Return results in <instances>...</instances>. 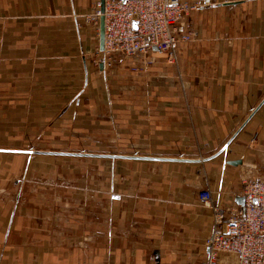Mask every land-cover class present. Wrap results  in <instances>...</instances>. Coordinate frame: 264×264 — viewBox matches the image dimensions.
<instances>
[{
    "label": "crops",
    "instance_id": "obj_1",
    "mask_svg": "<svg viewBox=\"0 0 264 264\" xmlns=\"http://www.w3.org/2000/svg\"><path fill=\"white\" fill-rule=\"evenodd\" d=\"M97 1L0 0V264H199L200 191L229 208L264 180V0H213L174 60L116 69Z\"/></svg>",
    "mask_w": 264,
    "mask_h": 264
},
{
    "label": "built area",
    "instance_id": "obj_2",
    "mask_svg": "<svg viewBox=\"0 0 264 264\" xmlns=\"http://www.w3.org/2000/svg\"><path fill=\"white\" fill-rule=\"evenodd\" d=\"M213 0H104L95 19H105L103 62L113 66L118 57L147 58L159 50L174 60L180 42H192L198 31L189 18L194 10ZM102 8L104 10L102 11ZM149 62H146L147 65ZM132 70L143 67L133 64ZM264 171V169H263ZM244 205L222 207L210 190L199 193L200 201L213 209L214 230L207 239L209 252L199 264H264V180L244 181Z\"/></svg>",
    "mask_w": 264,
    "mask_h": 264
},
{
    "label": "rangeland",
    "instance_id": "obj_3",
    "mask_svg": "<svg viewBox=\"0 0 264 264\" xmlns=\"http://www.w3.org/2000/svg\"><path fill=\"white\" fill-rule=\"evenodd\" d=\"M100 2V0L99 1H97L96 3H95V8H94V11H92V12H90V14L86 17V22L87 23H91L93 26H94V24L96 25V24H98L99 22L94 18L95 17V13H96V10H97V6H98V3ZM197 30V29H196ZM198 31V30H197ZM198 36H199V32H198ZM197 36V37H198ZM196 39V38H195ZM194 39V40H195ZM93 61H94V63L97 65V64H99V62L100 61H103V58H102V54H101V51L99 50V51H97V53L94 55V58H93ZM118 61L116 60L115 61V63L116 64H118L117 63ZM115 63H114V65H115ZM109 66V69H114L116 66ZM119 65V64H118ZM120 66H121V64H120ZM126 68H128L127 70L128 71H131V72H135V73H137V71H135V70H132V67H126ZM116 69V68H115ZM139 72V71H138Z\"/></svg>",
    "mask_w": 264,
    "mask_h": 264
},
{
    "label": "water",
    "instance_id": "obj_4",
    "mask_svg": "<svg viewBox=\"0 0 264 264\" xmlns=\"http://www.w3.org/2000/svg\"><path fill=\"white\" fill-rule=\"evenodd\" d=\"M102 5L104 6V0H101ZM104 10V8H102V11ZM104 45H105V19L104 16L101 17L100 19V49L104 50ZM237 201L241 204L244 205L245 204V198L244 196L239 197L237 199Z\"/></svg>",
    "mask_w": 264,
    "mask_h": 264
}]
</instances>
